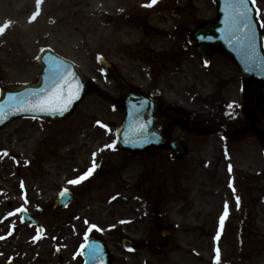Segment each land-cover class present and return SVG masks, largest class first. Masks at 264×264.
I'll use <instances>...</instances> for the list:
<instances>
[{
	"label": "rangeland",
	"instance_id": "1",
	"mask_svg": "<svg viewBox=\"0 0 264 264\" xmlns=\"http://www.w3.org/2000/svg\"><path fill=\"white\" fill-rule=\"evenodd\" d=\"M150 2L151 0H0V85L12 86L22 82H34L39 70L33 60L38 57L41 50L50 48L74 63L85 77L94 82L96 88L105 91L111 98H115L117 94H113V88L94 62L93 57L96 52L104 54L109 60L115 59L114 63L120 66L121 73L133 85L146 87L150 77L143 66L136 70L119 54L110 55L108 48L113 41L112 31L118 29V27L115 28V25L119 24L118 20H122L124 15L144 16L147 13L148 22L158 20L161 24L163 18L168 20L170 16L175 17L184 12L188 14L190 11L197 21L216 17L212 0H158L154 6L157 10L155 13L148 12L147 7H144ZM253 4L259 11L257 21L261 26L264 24V0H254ZM167 8L174 9L165 13ZM33 13L34 21L28 16ZM153 13L155 15L151 16ZM261 29L264 34V27ZM121 31L128 33L127 29ZM129 57L133 58V56ZM222 62L216 56L211 67L204 70L197 57L194 59L193 66L199 76L195 81L191 78L192 90L183 89L186 86L184 81L177 82L175 88L182 95L177 102L188 112L197 111L198 115L204 117L209 111L212 104L206 99L213 88L201 72L206 74L217 66L222 67ZM140 72L143 76L145 73V79L138 78ZM194 92L196 94H192ZM165 95L169 99L174 98L172 94L165 93ZM225 98L229 102L240 103L239 86H230ZM199 99H202V102ZM109 103L110 101H105L92 90L63 125H47L40 128L35 122L15 121L16 123L6 129L7 133L0 135L1 152L11 151L15 155L13 166L10 162L8 166L0 165L3 167L0 171V183L1 179L4 180V183L0 184L1 218L3 219V214L8 211V200L13 199L11 206L13 208L19 204L28 209L31 206L33 210L35 204L32 203V199L37 200L38 193L42 195L43 192L47 202L44 204L43 212L45 213L41 217V223L52 227L51 234L58 233L61 236H58L61 238L60 242H57L58 238L54 242L51 241L46 234L42 239L37 240L34 229L24 227L17 221L14 224L16 229L14 235L3 244L4 259L13 255L18 258L17 264H56L54 246L59 247L60 256L66 260L75 259L74 255H78L77 245L81 241L80 234L71 243V240L67 238V236L72 238L71 231L69 227L64 228L65 220L74 228H80L81 232L85 231L83 223L89 228L99 229L100 233L104 232L105 238L112 226L119 223H131L130 232L137 238H141L145 224L144 212L152 202V197L155 196L154 190L160 186L168 191L164 193L167 198L163 205V222L168 219L176 221V208L189 207L192 204L191 196L201 186L205 191L215 194H219L223 189L222 184H225V180L222 181V179L226 178V175L229 176L226 166L229 168V165L234 163L233 159L231 161L227 158L225 166L224 162L220 161L221 154L218 148L217 156L213 152L212 140L201 136L188 139L187 155L180 161L168 157L154 164L143 163L141 162L144 158L143 154L130 156L129 153L119 151L117 147L109 153L107 146L113 143V138L109 141L106 138L113 135L123 119L122 113L112 112L109 109ZM98 122L104 125V129L96 127ZM84 133H88L90 138L87 139ZM248 142V139H245L240 144L239 154L234 157H242V159L238 162L239 164L231 165L234 170L231 173L234 174L229 177L237 179L239 188L247 194L254 195L260 192L262 197L264 179H260L254 188L255 192H252V188L248 186L247 176L259 172L260 176L264 177V156L255 142ZM93 154H95V161H93ZM124 154H128L129 159L127 163L121 164L120 159ZM212 156L217 157L215 163H211ZM100 158H103L102 163L99 161ZM28 162L30 166H25ZM93 162L101 163L100 171H95L80 185L73 186L77 196L67 212L58 216L50 215L49 207L53 204V196L60 185L64 186L63 183H68L69 180L85 174ZM13 172H17L14 178L9 175ZM43 173L47 175L42 179L43 183L37 182L38 175ZM144 173L152 180L151 182H144L143 178L146 177ZM33 174H36L35 178L32 177ZM109 174L116 178L107 188H103L102 178ZM242 176H244V183H240ZM17 179L29 185L30 203L26 200V193L21 191L20 195L25 196L23 198L19 196L18 201ZM31 188L35 189L34 193ZM12 193L14 198L11 197ZM154 201L155 198L152 205H155ZM257 211H259V219L255 224L257 231L254 229V237L258 238L256 249H258V259L262 263L264 261V201L263 204H259ZM187 216V213L180 214L179 221H188ZM122 228L124 230L125 226ZM210 228L212 235L214 225ZM65 231L70 234L66 235ZM91 231L87 230L86 234ZM251 234L245 232L244 237H251ZM237 236L236 231L233 235L229 231L223 238L227 240L219 242L220 246L227 250L226 253L238 252V246H235V240L232 239ZM213 238L216 240L215 236ZM60 246L63 248L61 249ZM127 260L130 264L140 263L141 252L127 257Z\"/></svg>",
	"mask_w": 264,
	"mask_h": 264
},
{
	"label": "flooded vegetation",
	"instance_id": "2",
	"mask_svg": "<svg viewBox=\"0 0 264 264\" xmlns=\"http://www.w3.org/2000/svg\"><path fill=\"white\" fill-rule=\"evenodd\" d=\"M154 15L153 13L151 16ZM116 27L118 29L112 31L113 41L108 48L110 55L119 54L122 59H126L129 62L131 67L139 70L141 69L140 66H143L149 73L147 75L150 77V81L147 86L142 89H134L141 92L152 102L153 129L157 135L163 138V142L159 149H150L147 152L148 155L154 156V159L158 160L160 152L168 150L169 141L183 137L184 133L182 130L185 129L189 133L205 134L208 140H212L211 147L213 152L217 156L218 148V152L221 154L220 161L224 162L225 166L227 158L231 161L233 159L232 162L239 164L238 162L242 157L234 156L239 154L238 148L245 139H248V143L255 142L258 148L261 149L260 139L251 131L248 123L237 122L235 128L218 129L213 126H204L200 117L196 115H193L194 117L191 121H187L186 109L169 101L167 95H165V93L172 94L176 101V98L182 96L175 88L177 82L179 80L184 81L186 86L183 89L192 90L190 86L193 83L190 82L192 79L195 81L198 76L193 66L196 51L188 45L187 41L189 35L197 28V20L191 11L188 14L170 16L168 20L163 18L161 24L158 23V20L157 22H148L147 14H144V16L130 14L129 17L124 16V20H119V24L115 25ZM123 29H127L128 33H123L121 31ZM129 56H133V58ZM114 60L111 58L110 63L120 76L121 68L114 63ZM226 63L229 65L227 69L217 66L203 74L212 86L213 94L216 98L226 95L230 86H236L239 83L237 72L231 64ZM138 78L140 80L145 79V73L143 76L140 72ZM131 84V81H125L121 78L120 86H112L113 91L116 94L125 93L132 86ZM260 99L264 100V97L260 95L254 97V107L257 110V115ZM231 105L232 103L229 106L235 109L239 118L240 114L243 113V103ZM258 129L264 133V124L260 121V117ZM215 139L222 141V145L225 146H221L220 142ZM216 158L212 156L211 163H215ZM234 163H231V165H234ZM229 176L226 175V178L222 179V181L225 180V184H222L223 189L219 194L211 191L207 192L201 186L191 196L192 204L189 207L176 208V216L179 218L180 214L187 213L186 219L188 221H159L158 217L163 215L162 208L160 210L157 207H152L150 210L147 209L144 218L149 219L155 216V220L151 222L144 221L145 224L143 229L141 228L142 234L139 239V242L143 244L140 249L141 260L140 263L136 262L135 264H215L216 252L213 253L208 247L211 239L210 227L220 221V217L224 214L225 204L229 206V215L225 219L223 230H226L227 233L230 231L231 235L237 231L238 236L232 239L233 241L235 240V246H238V252H219V264H264V261L261 263L258 259V249H256L258 238L254 237V232L257 231L255 224H257L259 219V211L257 209L261 203L260 192L254 195L247 194L246 191L239 188L237 179ZM207 181L209 180L207 179ZM258 182H260L258 173L248 176V186L252 188V192H255L254 188H256ZM229 183L235 189V194L232 188H229ZM240 183H244V176L241 177ZM32 192H35L34 188H32ZM44 195H41L40 192L38 193L39 208L35 210V215L39 224L44 226L49 235H51V226L41 223V217L45 213L42 209L47 202V199H44ZM160 195L161 192L157 191L154 196L155 202L159 204V207L163 205V199L160 198ZM237 196L240 198L239 208H237L235 203ZM262 201H264V195ZM11 206L8 203L7 208H11ZM1 207L2 205H0ZM185 209H187V212H185ZM49 210H51V207H49ZM51 213L55 216L61 212L51 211ZM5 216L9 217L3 220L0 216V236L3 237L6 234L4 229L8 228L10 226L9 222L14 219L12 216L10 217L9 212L5 213ZM164 228L168 230L167 239H164L161 234ZM131 229V224H125L124 230L121 225L113 226L109 239L119 242L122 237L131 236L135 238L136 236L130 232ZM245 232L247 234L252 233L251 237H244ZM121 233L122 235H118ZM58 236L61 237L60 235ZM9 240H0V264L18 263L16 261L18 258L13 255L4 259L3 244ZM60 241L61 239H57V242ZM114 249L116 252H113L111 257L112 264H130L126 255L137 252L127 251L116 245ZM56 252L58 253L59 251L57 250ZM119 253L120 255L117 256ZM58 264H83V262L80 258L68 261L60 256Z\"/></svg>",
	"mask_w": 264,
	"mask_h": 264
},
{
	"label": "water",
	"instance_id": "3",
	"mask_svg": "<svg viewBox=\"0 0 264 264\" xmlns=\"http://www.w3.org/2000/svg\"><path fill=\"white\" fill-rule=\"evenodd\" d=\"M216 10L218 18L214 22H208L203 25L202 29L196 31L191 37L190 43L195 45L197 51L202 55L205 62H208L210 54L215 48H219L221 53L230 59L240 71L243 99L245 102V113L241 116L242 121H249L252 129L256 131L257 119L255 111L253 109L252 101L255 93H264V52L262 50V41L258 33V28L254 20L255 11L251 4L249 8L253 9L249 13V22L252 24L250 30L237 31L233 35L230 23H228L229 15L234 18L238 17L240 9L237 7H229L226 0H215ZM231 37V38H230ZM251 56V66L248 57ZM44 68V75L40 82L36 86L30 87L32 89H6L2 92L3 97L0 100V105L7 102V116H4V121L0 119V127L6 122L16 118L18 116H35V117H49L51 119H58L54 114L46 115L42 111H26L25 109L31 108L35 105L38 98H44L52 91V82L50 80V69L55 66V60L49 55L47 51H44L39 61ZM47 63V66L44 65ZM110 76L113 78V74L108 70ZM74 77L79 82L80 90L77 92L71 91L73 94L78 95V99L73 100L69 106L68 112L71 110V106L78 102L81 96L83 97L88 89V85L84 79L78 73H74ZM21 97L28 98L30 100L25 103L21 102ZM134 101L135 104H141L138 98H129ZM27 100V99H24ZM127 101L124 103V105ZM75 104L73 106H75ZM147 107L136 108L128 111L124 126L120 130L118 139L122 148L130 150H140L141 146L150 144L149 137H151V123L150 116L146 115ZM16 112V113H15ZM19 114H18V113ZM18 114V115H14ZM143 129V131H141ZM264 148V142H262ZM64 202L68 200V197H64ZM125 246H130V243H123Z\"/></svg>",
	"mask_w": 264,
	"mask_h": 264
},
{
	"label": "snow or ice",
	"instance_id": "4",
	"mask_svg": "<svg viewBox=\"0 0 264 264\" xmlns=\"http://www.w3.org/2000/svg\"><path fill=\"white\" fill-rule=\"evenodd\" d=\"M158 0H151L150 3L144 5V7L151 8L156 5ZM254 2V0H226V3L229 5V7H237L240 9L238 17L234 18L233 16L229 15L228 17V23H230L231 28L233 30L232 34L234 35L237 31H246L250 30L252 27V24L249 22V13L253 10L249 8V4ZM257 15L259 16V11L257 10ZM261 27H264V24H261ZM231 38V37H230ZM252 57L249 56L248 60L251 66ZM67 75L66 72L61 71L58 67L53 66L50 69V80L52 82V91L50 95H46L44 98H39V94H37L38 98L36 100V103L31 108L25 109L26 111H42L44 114H60L63 115L64 112L68 111L70 104L73 102L74 99H78V95H75L71 92V88L69 84L61 83V81L64 80L65 76ZM100 127H104V125H100ZM143 131V129H141ZM109 148H114V145H108ZM4 155H7V153H4ZM93 161H95V154H93ZM96 171V164L93 162L92 166L88 169V171L79 176L76 179L69 180V185L72 186H78L82 182L89 179L94 172ZM229 173H231L232 168L231 165H229L228 168ZM229 188H232L233 193L235 194V189L232 187V184L229 183ZM69 195V192L67 189L63 190L61 192V196H67ZM237 208H239L240 205V198L237 196L235 200ZM229 206L228 204H225L224 208V214L220 217V229L222 231L225 219L229 215ZM21 212L24 210L21 209ZM97 231L99 229H96ZM11 233H9L10 235ZM5 239V237L0 236V240ZM35 239H40V237L37 235ZM220 239V232L217 233L216 240L218 241ZM84 240L87 242L88 237L85 236ZM89 245L87 243L81 245V252L84 251V249L88 248ZM98 251L97 248H92L91 253L92 255H95ZM129 251H132V249H129ZM219 249H216V261L215 264H219Z\"/></svg>",
	"mask_w": 264,
	"mask_h": 264
}]
</instances>
